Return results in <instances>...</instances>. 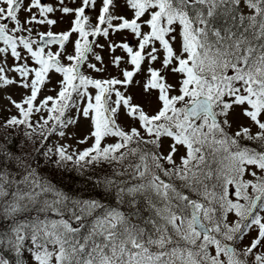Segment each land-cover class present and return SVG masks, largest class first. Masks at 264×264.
Wrapping results in <instances>:
<instances>
[{"label": "snow or ice", "instance_id": "snow-or-ice-1", "mask_svg": "<svg viewBox=\"0 0 264 264\" xmlns=\"http://www.w3.org/2000/svg\"><path fill=\"white\" fill-rule=\"evenodd\" d=\"M65 17L70 27L54 31ZM125 32L135 48L111 39ZM100 36L126 54L108 61L119 75L104 77L105 44L89 39ZM51 73L62 75L59 90L42 95ZM133 85L155 92L156 108L137 103ZM12 86L24 91L19 102L8 96L17 113L5 128L24 126L29 139L39 128L46 142L82 116L93 127L79 143L91 145L44 155L119 167L94 181L114 206L35 179L40 191L9 192L0 174V215L12 221L0 264H13L5 250L15 264L25 253L31 264H264V0H0V91ZM42 193L54 198L40 202ZM30 205L37 216L18 223Z\"/></svg>", "mask_w": 264, "mask_h": 264}, {"label": "trees", "instance_id": "trees-1", "mask_svg": "<svg viewBox=\"0 0 264 264\" xmlns=\"http://www.w3.org/2000/svg\"><path fill=\"white\" fill-rule=\"evenodd\" d=\"M3 122L4 119L0 117V174L6 175L5 188L7 191L20 193L40 191L39 188L33 189L31 180L35 179L40 185L48 186L50 184L55 190L62 191L73 198H102L108 206L115 204L112 196L106 193L101 196L102 190L95 185L96 177H94V174L89 173L84 168L67 163L57 166L53 163L57 157L53 156L52 159L46 157L44 152L48 150L49 146L47 141L40 140L41 135H36V137L34 135L32 139H29L25 134L16 137L18 135L16 134L17 127L10 128L12 131L9 133L7 132L9 128H5ZM33 170H35L34 175L29 178V181L22 183L21 181H23L25 175ZM0 183H4V181L0 180ZM53 198V193H42L39 201ZM3 203L4 199L0 198V205ZM23 203L28 204L29 202L25 200ZM32 207L30 205V210L27 213L17 214L16 221L18 223H28L33 220L37 216V212L31 210ZM49 215L51 218H58L54 214ZM40 216L43 218V214H40ZM90 219L86 223H90ZM11 224L10 219H5L3 215H0V231H7ZM4 253L15 264L14 255L7 250ZM28 258L30 256L25 253V261Z\"/></svg>", "mask_w": 264, "mask_h": 264}, {"label": "rangeland", "instance_id": "rangeland-1", "mask_svg": "<svg viewBox=\"0 0 264 264\" xmlns=\"http://www.w3.org/2000/svg\"><path fill=\"white\" fill-rule=\"evenodd\" d=\"M242 11L245 14H248V9L245 8L243 6V4L241 5ZM92 17H93V22L94 18L96 16V11H92L91 13H89ZM70 20L71 17H65V19L60 22L57 27L55 29H53L54 31H62V30H66L70 27ZM39 31H44L46 30L45 28H40L39 26H37ZM147 30V29H145ZM76 37L73 36V40ZM126 38V40L124 39ZM111 39L113 41H115L116 43H122V42H128L129 40L131 43H129L130 46L132 47H136L137 46V39L132 36L131 34L125 32V33H114L111 36ZM93 40H95L97 43L99 44H105V49L103 51H101L100 49H96L97 51L101 52V55L104 57V61L106 64H108V61L110 60V57L112 55H126L123 51V49H117L115 53H110L107 49V45H106V39L102 36L100 37H93ZM58 46H53V50H55ZM68 47V51L71 52L73 45L70 43L67 45ZM92 58L90 57V60ZM94 62V61H93ZM65 63H67L65 61ZM8 64L11 65L12 64V58H9L8 60ZM99 66V65H98ZM124 67H128L129 70H131V66L130 65H125V64H121L120 68H124ZM86 73L88 74H92V75H96L95 73H92L91 70L85 69ZM119 71L120 69H117L115 66L108 64V72L104 74V77L106 78L109 73L113 76L119 75ZM12 75H16L15 73H13ZM51 79L52 82L51 84L47 85V88H45L43 90L42 95H55L56 92L55 91H51V89L53 88V86H56V91L59 90V86H58V82L62 79V75L61 74H57V73H51ZM145 77V73H141L139 75H137L134 79L136 80H143ZM170 82H175V80L173 78H170ZM23 89L21 88H17L15 86L3 89L2 91H0V114L1 116H3L4 119L9 118L11 115H15L17 113V109L15 107L12 106V104L9 102L8 96H11L12 99L16 100V101H20L21 99V94L23 93ZM130 94H132L135 97V101L137 103H141L145 106L146 109L150 108L154 109L156 108L157 104H156V100H155V96L156 93L153 92L152 96L150 97H145V95L143 94L142 90L140 87L133 85L130 89ZM150 110V109H149ZM39 115L41 114H36L33 117V120H38ZM70 115L72 116H77L78 113H76L75 110H73ZM237 123H247L246 120H244L243 118H241L240 120L236 121L233 123V128L232 131L236 130V125ZM92 123L90 119L84 118L82 116H79V122L70 126L68 129H66V135L64 137H60L58 135L59 130H57V133L54 135L53 140L56 143V145H66L68 146V151L72 152L73 150H83L86 147H89L91 145V143L93 142L91 139L87 140L86 143H79L80 140H84L85 137L90 136V133L92 131ZM17 132L16 134H18L16 137L21 136L22 134H25V131H28L27 129H25L24 126H20L17 127ZM10 131H12L10 128L7 129V132L10 133ZM40 132V129L37 128L36 132L32 134L31 139L34 137V135H39L38 133ZM4 134H8V133H4ZM108 143H112L115 142L114 140H109L107 141ZM171 143L170 140H166L165 141V148H167V145ZM181 154H183V149H181ZM98 166L95 167H91V171L94 172L98 169ZM247 239L245 240V243H247ZM5 255V253H4ZM6 256V255H5ZM30 264H31V260H30Z\"/></svg>", "mask_w": 264, "mask_h": 264}]
</instances>
